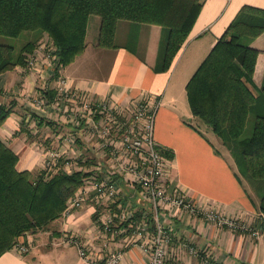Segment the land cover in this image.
<instances>
[{"label":"crops","instance_id":"1","mask_svg":"<svg viewBox=\"0 0 264 264\" xmlns=\"http://www.w3.org/2000/svg\"><path fill=\"white\" fill-rule=\"evenodd\" d=\"M244 5L264 7V0H204L188 38L166 70L158 68L159 47L166 33L161 25L121 19L115 37L117 46L103 47L98 44L101 17L91 15L85 50L73 62L59 68V76L53 78V82L57 84L59 78H64L72 90H77L92 103L105 102L123 109L133 106L145 95L160 98L155 138L174 153L170 160V184L179 185L185 196L192 200L213 202L216 208L219 206L240 221L258 227L262 221L259 193L239 174L231 152L221 139L193 116L186 89L192 75ZM46 36L41 31L32 35L39 43L44 42ZM251 45L261 51L254 77L257 86L261 87L264 84V31L251 41ZM45 64L44 68L38 66L34 71L17 66L0 75V102L14 105V111L0 127V137L19 155L17 168L29 170L34 177L44 169V151L48 146L44 147L40 141L41 135L32 134L40 129L46 132V128L60 124L57 117L54 125H39L35 118L30 122L28 109L31 107L33 112H38L25 97L33 95L41 82V73H49ZM252 89L257 95L259 89ZM66 124L69 127L70 121ZM60 128L56 129L57 134L48 135L50 140L45 141L46 145L51 142L52 148L74 153L72 144L63 145ZM88 142L84 138L79 140L83 151L90 153L93 148ZM58 164L62 167V160ZM109 172L106 175L118 183L120 180L117 179L122 178L124 194L121 197L124 196L123 203L128 208L135 211L150 208L149 203L141 200L139 185L127 182L128 175ZM94 175L99 176L93 172L89 177ZM105 212H108L107 208L89 203L69 215H62L55 224L58 232L70 231L90 239L98 255L118 249L123 252L119 264H147V254L139 242L98 235V218ZM160 217L170 233V264H264V230L261 228L262 234L256 238L242 229L209 221L202 215L184 212L172 216L163 212ZM56 232L46 230L21 236L20 243L33 240L28 254L20 253L16 246L0 256V264H92L83 260L74 247L63 245L59 241L62 233ZM45 236L50 244H42Z\"/></svg>","mask_w":264,"mask_h":264},{"label":"trees","instance_id":"2","mask_svg":"<svg viewBox=\"0 0 264 264\" xmlns=\"http://www.w3.org/2000/svg\"><path fill=\"white\" fill-rule=\"evenodd\" d=\"M203 4L204 0H0V34L17 37L36 30L48 34L58 77V69L85 50L91 15L101 17L98 44L103 47L117 46L121 19L159 24L166 33L159 47L158 68L166 70L188 38ZM263 31L264 7H241L186 89L193 116L211 128L231 152L239 174L255 184L262 216L258 226L264 230V84L258 87L255 82L261 51L251 45ZM37 43L28 41L17 54L14 46L0 44V75L17 66L26 67ZM252 87L259 89L257 95ZM42 96L49 104L59 99L56 88L44 89ZM13 111L12 103L0 102V127ZM250 114L255 115L252 135L241 138ZM34 118L39 125L53 123L37 114ZM161 149L173 158L171 149L162 145ZM18 160L19 155L0 137V256L15 248L21 236L48 230L63 215L69 198L93 174L85 169L89 164L85 159L80 161V169H43L34 177L29 170L17 168ZM117 180L123 187L122 178ZM149 207L137 209L135 220L145 218L153 228L154 211Z\"/></svg>","mask_w":264,"mask_h":264},{"label":"built area","instance_id":"3","mask_svg":"<svg viewBox=\"0 0 264 264\" xmlns=\"http://www.w3.org/2000/svg\"><path fill=\"white\" fill-rule=\"evenodd\" d=\"M55 58L53 46L44 41L30 54L26 67L34 71L46 63L49 73L44 75L41 73L42 76H40L42 79L52 78L55 74L53 70ZM47 83L45 89L56 88L59 99L49 104L42 96L36 104L39 111H44L46 105L60 108L63 101L73 104L80 102V107L85 111L82 118H78L80 111L76 107L70 108L67 102L63 108L64 111H72L75 114V124L83 133L86 132L91 137H101V128L104 127V132L116 129V138L107 144L110 146V161H112L109 173L114 171L124 173L128 175L127 182L139 185L141 197L153 208L155 221L153 228L145 218L136 222L135 210L123 203L117 181L106 174L88 177L69 198L63 212L64 216L89 203L107 208L108 212H105L100 219L98 218V235L113 240L116 237H123L131 243L139 242L147 254V264H170L168 261L170 233L160 217L163 212L172 216L184 212L202 215L209 221L234 229H242L256 238L262 234L259 226L240 221V218L224 211L219 206L216 208L213 202L208 200H192L185 196L179 185L170 184L171 158L162 152L161 145L155 138V120L157 110L161 105L160 98L145 95L133 106L123 109L105 102L92 103L77 90H72L64 78H59L55 87H49V82ZM98 114L101 115L99 119L96 118ZM103 120L106 121L104 126ZM71 142H73L72 139L68 138V142L65 143L71 144ZM65 149L68 148L65 147ZM44 152V169L59 170L58 163L61 160L63 163V158L69 157L66 156L67 150L65 152L63 149H46ZM62 167L67 172L73 170L70 161H66ZM259 215L262 217L261 213ZM32 241L19 243L18 251L20 253L29 251ZM63 241L75 246L79 256L92 264H119L123 256V252L118 249H109L106 253L98 255L90 239H81L78 233L74 232L66 231Z\"/></svg>","mask_w":264,"mask_h":264},{"label":"rangeland","instance_id":"4","mask_svg":"<svg viewBox=\"0 0 264 264\" xmlns=\"http://www.w3.org/2000/svg\"><path fill=\"white\" fill-rule=\"evenodd\" d=\"M37 32V31H25L23 32L21 35L17 36V37H13V36H7V35H2L0 34V44H7V45H12L15 47V53L17 54L20 50V48L27 43L30 40H34L32 37L33 33ZM44 38V39H43ZM41 39H43V41H47L49 43H51V40L47 34L46 37H43ZM40 39V40H41ZM34 41H39L38 40H34ZM39 43V42H38ZM37 43V45H38ZM53 78H56L55 75L52 78H44L42 79L40 77V83L36 86V88L33 90V95L27 96L25 98H27L28 101H30V103L32 104L33 110L37 111L38 113H35L31 110V107L28 109V114H30V122L34 121V115L35 114H40L42 117H44L47 120H51L53 121V125L55 123H57L56 120H54V118H59L58 121H60V124H58L57 127H50V129L46 128V132L44 130H39L36 134H32L39 136L41 135V137L39 138L41 142H43V144H45L44 147H47L46 149H53L51 146V142L46 145L45 141H49L50 140V136L48 135H55L58 133V131H56V129H58L59 126H61V128L59 129V132H61L63 138L64 139V143L68 142V138H71L73 142H71V144L73 145L75 152L74 153H69L66 154V156H69L68 158H63L64 162L62 163L64 165V163H66V161H70V165L72 167L73 170H77L81 168L80 165V161H84L85 159L88 160L89 164L86 165L85 169L87 170H92L94 172V174H98L99 176H103L105 174H107V172H109L111 170V152H110V146H107L108 143H110L113 139L116 138V129L114 131L111 132H104V127L101 128V137H91L90 134L88 133H83L82 130L76 126L75 124V114L72 111H64V105L66 104V102L68 103L69 107H76L80 112L78 113V118H82L83 114L85 113L84 109L81 106V103L78 102L77 104H73L71 102L68 101H63L62 102V106L60 108H56L54 106L51 105H46L45 106V110L44 111H39L36 108V104L38 102V100L42 97L43 95V91L45 89V87L47 86V82H49V87H55L56 84L53 82ZM69 113V114H68ZM68 120L70 121L69 127H66V123H68ZM28 122V124L30 123ZM254 124H255V115L254 114H250L249 118H248V122H247V126L245 129V132L243 133L241 138H246V137H250L252 135L253 129H254ZM106 125V121L103 120V126ZM31 129V128H30ZM51 130V131H49ZM81 138H84L85 140H88L90 146H92V150L90 151V153L86 151H83L79 140H81ZM82 150V151H81ZM243 179H246L243 175H242ZM247 183L249 184L250 187L255 188V184L250 181L249 179H246ZM118 183V182H117ZM118 185L120 186V184L118 183ZM121 187V186H120ZM122 189V187H121ZM124 190L122 189V192L120 195H123ZM125 200L124 196L122 201ZM60 219V218H59ZM56 222V221H55ZM51 228V229H50ZM50 228L48 230H53L57 231L56 233H59L58 235H60V233H62V235H60L61 237H59V241L63 243V245H68L63 241L64 238V232L59 231L58 232V225L55 223H52L50 225ZM79 235V234H78ZM79 237L81 239H84L85 237L79 235ZM49 240L46 238L42 239V244L45 245L46 242H48ZM26 243V241H22L21 244ZM61 243V244H62ZM48 244H50L48 242ZM48 244H46L48 246ZM63 245H61V247H63ZM47 246H44L45 248ZM70 247H74L76 250L77 248L75 246L72 245H68ZM73 251H75L73 249ZM78 252V250H77Z\"/></svg>","mask_w":264,"mask_h":264}]
</instances>
